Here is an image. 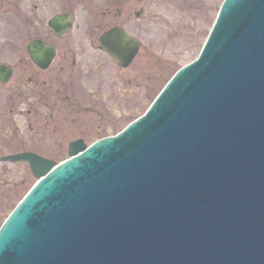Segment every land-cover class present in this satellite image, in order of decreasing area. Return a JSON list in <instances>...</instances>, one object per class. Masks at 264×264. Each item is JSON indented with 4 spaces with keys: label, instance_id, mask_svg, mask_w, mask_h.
<instances>
[{
    "label": "water",
    "instance_id": "1",
    "mask_svg": "<svg viewBox=\"0 0 264 264\" xmlns=\"http://www.w3.org/2000/svg\"><path fill=\"white\" fill-rule=\"evenodd\" d=\"M100 43L120 68L137 53L118 29ZM26 50L41 69L54 56ZM67 155L3 158L36 183L0 227V264H264V0H224L142 116Z\"/></svg>",
    "mask_w": 264,
    "mask_h": 264
},
{
    "label": "rangeland",
    "instance_id": "2",
    "mask_svg": "<svg viewBox=\"0 0 264 264\" xmlns=\"http://www.w3.org/2000/svg\"><path fill=\"white\" fill-rule=\"evenodd\" d=\"M222 1L147 0L143 48L126 70L97 50V65L93 52L72 65L60 51L40 72L24 52L38 34L31 26V0H0V63L13 67L10 80L0 84V158L32 152L58 163L67 157L69 142L89 145L120 131L177 69L196 58ZM14 5L25 10H16L20 29ZM34 182L26 163L0 161V224Z\"/></svg>",
    "mask_w": 264,
    "mask_h": 264
},
{
    "label": "flooded vegetation",
    "instance_id": "3",
    "mask_svg": "<svg viewBox=\"0 0 264 264\" xmlns=\"http://www.w3.org/2000/svg\"><path fill=\"white\" fill-rule=\"evenodd\" d=\"M146 1L31 0L32 3L29 10L33 23L31 26L36 27L35 29L38 33L31 40L41 41L55 48L54 58L50 66L44 71H37H47L56 60L60 51H62L66 63L69 64L71 61L72 65H75L76 59L80 58L85 51L93 52L96 54L94 61L97 65V50L102 52L98 39L102 34L113 28H120L125 33L135 37L139 42V49H142L143 44L140 41L139 34L140 32L145 33L149 26L146 10L144 11ZM17 9L19 12H25V10H21L17 5L13 7V14L18 21V29H20V21L22 20L19 16H16ZM62 15L64 18L69 19L71 28L66 34L56 36L49 29L48 23L55 16ZM73 34H75L74 37L70 39L69 36H73ZM3 51L6 52L7 50ZM24 52L27 55L25 47ZM29 62L31 63L30 60ZM0 64L10 68L13 74V67L10 64L5 62ZM14 96L18 100L20 99L19 93L15 92Z\"/></svg>",
    "mask_w": 264,
    "mask_h": 264
}]
</instances>
